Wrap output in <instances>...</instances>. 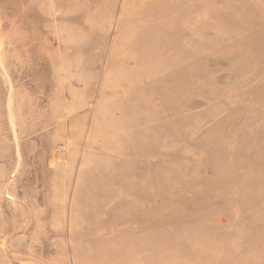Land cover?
<instances>
[{"label":"rangeland","instance_id":"obj_1","mask_svg":"<svg viewBox=\"0 0 264 264\" xmlns=\"http://www.w3.org/2000/svg\"><path fill=\"white\" fill-rule=\"evenodd\" d=\"M0 264H264V0H0Z\"/></svg>","mask_w":264,"mask_h":264},{"label":"bare ground","instance_id":"obj_2","mask_svg":"<svg viewBox=\"0 0 264 264\" xmlns=\"http://www.w3.org/2000/svg\"><path fill=\"white\" fill-rule=\"evenodd\" d=\"M165 43V42H164ZM163 43V44H164ZM154 44L157 46V42L156 41H154ZM171 53V52H170ZM170 55V54H169ZM163 56V55H162ZM166 56H167V54H166ZM157 57V56H156ZM160 59H161V57H160ZM160 59H158V61H155V62H157L158 64H161V62H162V60H160ZM170 60V59H169ZM153 61H154V59H151V61L149 60V65L148 66H153ZM156 64V63H155ZM162 65H163V62H162ZM171 64H169L168 66H170ZM156 67H154V69H155ZM163 68H165V67H163ZM166 68H168V67H166ZM150 69V68H149ZM150 72V71H149ZM150 75V74H149ZM162 76V75H161ZM151 79V78H150ZM171 89H169V91H170Z\"/></svg>","mask_w":264,"mask_h":264}]
</instances>
